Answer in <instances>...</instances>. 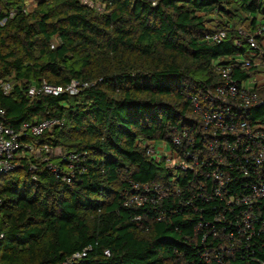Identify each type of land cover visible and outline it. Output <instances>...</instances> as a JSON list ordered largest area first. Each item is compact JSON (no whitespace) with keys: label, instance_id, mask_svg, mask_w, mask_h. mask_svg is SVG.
<instances>
[{"label":"trees","instance_id":"trees-1","mask_svg":"<svg viewBox=\"0 0 264 264\" xmlns=\"http://www.w3.org/2000/svg\"><path fill=\"white\" fill-rule=\"evenodd\" d=\"M35 1L28 14L24 0L0 10L1 20L17 9L0 25V80L11 83L8 94L0 88L2 122L17 129L62 117L39 145L84 154L72 167L61 156L26 155L0 174V264H264V204L250 229L245 205L228 200L248 190V177L228 170L218 195L201 168L172 174L138 143L173 146V136L199 133L192 98L204 102L220 82L215 61L253 49L237 27L264 25V0ZM224 29L221 41L206 38ZM71 80L88 86L74 95L27 94L43 81ZM260 94L253 121L264 119V87ZM139 194L142 204L133 199Z\"/></svg>","mask_w":264,"mask_h":264},{"label":"built area","instance_id":"built-area-1","mask_svg":"<svg viewBox=\"0 0 264 264\" xmlns=\"http://www.w3.org/2000/svg\"><path fill=\"white\" fill-rule=\"evenodd\" d=\"M88 1L90 0H81L83 4L92 6V2L88 3ZM32 2L33 0H24L21 10L26 14L30 13L33 10ZM6 3L7 0L0 1V10ZM16 14L17 9L10 7L8 14L0 20V25ZM237 31L253 49L228 58V62H214L215 71L220 75V82L207 92L204 102L196 97L192 98L194 110L202 122L199 133L192 136L188 131H183L173 136V146L164 141L154 142V144H161L157 148L154 144L143 140H139L138 143L146 149L148 155L155 159H163L165 166L172 174L186 170L197 171L201 168L206 176H210L215 181L212 189L218 195L222 185L229 180L228 170L233 168L239 170L244 177L249 178L246 185L248 190L238 198L230 195L228 200L245 205L243 223L246 228L252 229L253 213H256L255 210L260 213L261 206L264 204V119L253 121L249 117V109L262 103L260 91L264 87V71H259L258 67L264 66V60L261 58L264 50L260 48L257 49L258 52L255 50L257 47L255 35H264V25L257 24L253 31L239 26ZM225 36L226 29L211 33L206 38L219 42ZM53 46L52 44L51 47ZM255 51L259 54L257 55ZM248 68H254L256 73L240 79L239 71ZM87 86V82L77 80H71L65 86L52 85L43 81L39 86L31 85L27 89V94L30 97L42 93L74 95ZM0 88L4 94H8L11 83L0 80ZM3 116L4 111L0 110V174L12 172L19 160L26 155L34 157V154L38 152L41 157L37 159L42 161L49 159V150L52 149L46 144L39 145L37 139L44 132L62 126L64 123L62 117L54 116L39 121H26L14 129L3 124ZM54 149H58L56 156L69 161L70 167L76 165L84 154L71 152L64 155L61 148ZM220 166H224L222 171ZM223 173H226L224 177ZM66 180L69 181L68 178ZM133 199L137 204H142L147 197L139 194ZM3 236L0 222V241ZM83 254L77 253L74 257Z\"/></svg>","mask_w":264,"mask_h":264},{"label":"rangeland","instance_id":"rangeland-1","mask_svg":"<svg viewBox=\"0 0 264 264\" xmlns=\"http://www.w3.org/2000/svg\"><path fill=\"white\" fill-rule=\"evenodd\" d=\"M90 1H88V3H89ZM155 2V1H154ZM32 5H31V7L34 9L35 7H36V1L35 0H33V2L31 3ZM93 4V3H92ZM96 7H97V9L98 10H102V6H100L99 4H97L96 5ZM202 13H204L206 16V18L208 19V20H212L213 22H215L216 21V19H217V17H216V13L214 12V10H211V9H205ZM54 47V46H53ZM52 47V48H53ZM258 70L259 71H264V66H262V65H260L259 67H258ZM150 143H152V144H154V142H150ZM158 145H161L160 143H156V144H154V146L157 148V146ZM60 148V147H59ZM159 149V148H158ZM58 149H52V150H49L50 151V153H49V157H51V156H56L57 154H56V151H57ZM61 151H62V149H61ZM43 156V155H42ZM34 157L35 158H40L41 157V154L40 153H38V152H36L35 154H34Z\"/></svg>","mask_w":264,"mask_h":264},{"label":"crops","instance_id":"crops-1","mask_svg":"<svg viewBox=\"0 0 264 264\" xmlns=\"http://www.w3.org/2000/svg\"><path fill=\"white\" fill-rule=\"evenodd\" d=\"M261 47H262V49L264 50V35H263L262 38H261Z\"/></svg>","mask_w":264,"mask_h":264}]
</instances>
